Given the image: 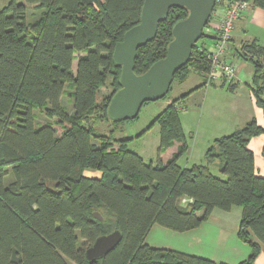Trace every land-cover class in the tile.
<instances>
[{"label": "trees", "instance_id": "16d2710c", "mask_svg": "<svg viewBox=\"0 0 264 264\" xmlns=\"http://www.w3.org/2000/svg\"><path fill=\"white\" fill-rule=\"evenodd\" d=\"M234 1L215 0L208 21L218 5ZM241 1L264 10V0ZM142 3L8 0L0 6V264H226L153 248L144 240L154 223L185 231L207 220L213 209L232 206L241 207L237 236L250 246L248 256L237 264H253L260 253L264 176L256 174L248 143L264 134V125L252 118L214 138L204 164L178 162L188 148L180 120L186 100L193 91L216 85L206 75L215 30L212 34L203 28L201 36L213 40V49L200 38L172 79L181 84L194 71L201 82L154 117L158 150L180 141L177 152L165 164L153 163L129 148L133 137H114L122 121L110 119L106 109L120 87L121 69L112 52L124 32L139 22ZM28 5L39 10L32 22L26 21ZM187 14L182 6L169 9L154 38L137 48L136 74L165 56L172 26ZM233 55L252 63L251 91L264 115V43L242 40ZM66 96L70 110L62 102ZM35 110L53 119L61 131L47 121L35 123ZM108 122L115 126L97 132V123ZM213 162H218L223 178L211 172ZM85 170L99 175L87 176ZM184 196L192 201L182 204ZM115 229L122 234L116 247L87 261L85 248Z\"/></svg>", "mask_w": 264, "mask_h": 264}, {"label": "crops", "instance_id": "0c3cea01", "mask_svg": "<svg viewBox=\"0 0 264 264\" xmlns=\"http://www.w3.org/2000/svg\"><path fill=\"white\" fill-rule=\"evenodd\" d=\"M248 9L249 11L247 13H244ZM246 10H243L241 12V14H244H240L241 16L239 17V20L241 18L247 17L248 15H251L255 11V15H257L258 21L261 20V25L264 27L263 9L249 5ZM257 12L261 13L258 14ZM241 30H244V28L241 27ZM238 31L240 32V34L237 33ZM212 32L214 33V29H212ZM232 33L233 36L231 37V45L228 48L229 51H227V56L230 59H232V57L234 56L233 49L239 47L242 40L253 39V37L244 38L242 36V32L237 27L234 31H232ZM255 39L260 42V39L256 36ZM210 41H212V39ZM203 43L208 48L209 44L205 41H203ZM200 82L201 81L195 82V86ZM177 84L178 86H180L179 83ZM215 84L217 85V83ZM216 85L214 86V89H216ZM217 86L230 94L233 99L239 97L240 101L235 102L234 112L229 120L223 119V115L218 111V108L213 106V103L209 105L208 109L212 110L218 116L220 122L211 128L210 132L203 138L200 145H198L197 143L198 134L196 131L195 133H191L190 137L193 139L192 143L189 144V142L187 141V126L185 125L184 121L186 115L189 116V113L186 114L185 111H182L180 113V120L186 136V143L188 145L187 151L178 159L179 164L183 166H187L192 163H205V150L208 148L214 138L232 133L236 129L242 127L250 119L254 118L258 125H264L263 110L255 104V100L251 91V85L245 86L241 84L238 77H236L235 80L231 83H223ZM229 86H232V89H229L231 88ZM204 88L206 87H202L193 91L187 98L186 103L188 100L191 103L193 98L197 95L196 93L198 91L201 92ZM188 89H185V87H181V89L176 94L168 97V100L157 103L159 104V112L173 98L181 95L182 93H185ZM211 92L212 90L209 92L207 91V95L211 96ZM203 96L204 95L202 94V97ZM195 128L197 131H200V127L195 126ZM157 143L155 142L156 154L153 157H150L149 161L153 163L160 162L161 164H165L167 160L170 159L175 152H177L178 147L181 144L180 141H174L171 146L161 152L158 150L159 135ZM263 145L264 134H259L252 137L248 143V147L254 155L256 174L260 176H264V156L262 155ZM129 148L132 149L130 146ZM145 149L146 148L143 147L141 152L133 149L132 150L141 155L145 160H148L142 154L143 152H145ZM212 166L215 168H219L218 162L211 163L209 165V168ZM84 173L87 176L97 177L99 175L98 173L91 170H85ZM238 207L232 206L230 210L226 211L213 209L207 220L200 223L197 227L185 231H176L154 223L150 226L145 236L144 242L153 248L173 250L184 254L205 257L216 263L222 262L226 264H237L238 262L245 259L250 252V246L237 236L238 223L241 215V208ZM253 264H264V244L262 243H260V253L258 254Z\"/></svg>", "mask_w": 264, "mask_h": 264}, {"label": "water", "instance_id": "95a60500", "mask_svg": "<svg viewBox=\"0 0 264 264\" xmlns=\"http://www.w3.org/2000/svg\"><path fill=\"white\" fill-rule=\"evenodd\" d=\"M214 3L215 0H143L139 22L124 32L112 52V59L121 70L120 87L110 97L106 109L110 119H133L143 103L158 100L167 94L175 72L187 63L193 45L201 38ZM174 6L185 7L188 14L172 26L173 38L166 47L165 56L143 73L136 74L133 68L137 48L154 38L158 23ZM93 214L98 219L102 218L98 212ZM121 238L118 229L99 235L85 248L84 258L90 262L105 256Z\"/></svg>", "mask_w": 264, "mask_h": 264}, {"label": "rangeland", "instance_id": "374dc122", "mask_svg": "<svg viewBox=\"0 0 264 264\" xmlns=\"http://www.w3.org/2000/svg\"><path fill=\"white\" fill-rule=\"evenodd\" d=\"M8 2V0H0V6L5 5ZM226 4L219 5L217 7L216 12L213 14V16L210 18V20L205 25L204 31L207 33H212V29H216L215 27L219 24L220 21L224 20L222 17L225 14V6ZM252 6L251 4H248V7ZM247 7V8H248ZM245 8L244 10H246ZM251 9V8H249ZM248 10H246L244 13H247ZM242 13V14H244ZM258 14L261 12H257ZM230 14V13H229ZM241 12L236 15V13H233L232 20H233V26L232 30L230 29L229 32H231V36H233L232 31L236 29V27L242 32V36L244 38L247 37H253L255 36L260 39V42L264 43V27L261 25V20L258 21L257 15H255V11L248 15L247 17L241 18L239 20V17ZM39 15V10L34 5H28L26 9V21L32 22L37 16ZM218 17V18H217ZM241 27L244 28V30H241ZM237 33L240 34L238 31ZM211 38L209 37H202L200 39L201 41H205L209 44L208 48L213 49L212 44L213 40L210 41ZM259 44H263L260 43ZM233 62L236 65L237 68V74L236 77L240 80V83L248 86L251 84V77H252V71H253V65L250 61L244 60L236 55L232 57ZM76 62L74 61L73 67L75 69ZM235 77V78H236ZM233 79V81L235 80ZM201 81L200 77L196 74V72L192 71L189 76L187 77V80L180 84L181 87H185V89H188L190 87L194 88L195 82ZM214 83H217V85L226 83L225 81L215 80ZM216 85V89H214V86L209 85L208 87L202 89L201 92H197L196 96L193 98V100L187 101V106L184 108V111L186 114L189 113V116L186 115L185 117V125L187 126V141L189 144L192 143L191 133H195V131L198 134L197 143L198 145L201 144L203 138L210 132L211 128L214 127L216 124L220 122V119L218 116L212 111L209 110V105L213 103L216 108H218V111L221 112L223 115L224 120H229L234 112L235 102L240 101V98L233 99L230 94H228L226 91L222 90L219 86ZM178 86L175 81L171 84V90H169L165 97H162L155 101H148L146 103H143L141 106L139 113L137 117L133 120L127 119V120H121L122 122H118L116 124V130L114 132V137H125L130 136L133 137V139L129 142V146L133 150H137L138 152L142 151V148L145 147V152H143V156L149 160L150 157H153L156 154V147L155 142H158V124L155 122L154 117L159 112V104L161 101L168 100V97L173 96V94H176L181 87ZM101 92L103 94L107 93V90L104 87H101ZM212 90V95H207V91ZM202 94L204 95L202 97ZM62 102L70 110L71 104L68 101V97H63ZM256 104V103H255ZM200 110V112H199ZM203 112V113H202ZM34 114L36 116L35 123L42 124L44 122H49L53 124L58 131H61V127L54 123L53 119H47L45 114L41 111L35 110ZM188 116V117H187ZM264 118V115H263ZM115 125L108 123H97L95 125V129L97 132H107L108 129L113 128ZM196 127H200V131L196 130ZM190 130V131H189ZM142 133V134H141ZM141 134V135H139ZM138 135V137H135ZM94 143L98 144L97 141L93 140ZM158 144V143H157ZM116 147V145H114ZM204 164V163H203ZM211 171L216 174L217 176L223 178L224 176L220 173L219 168L210 167ZM238 207V206H235ZM239 208V207H238ZM241 208V207H240Z\"/></svg>", "mask_w": 264, "mask_h": 264}, {"label": "built area", "instance_id": "2783aa9c", "mask_svg": "<svg viewBox=\"0 0 264 264\" xmlns=\"http://www.w3.org/2000/svg\"><path fill=\"white\" fill-rule=\"evenodd\" d=\"M217 1L218 3H221V0ZM247 7L248 3L241 0L234 1L226 6L225 14L222 17L224 20L220 21L215 27V33L217 32V41L214 43V49L213 51L208 52V58L210 60V67L206 73L208 79H211L212 81L219 79L220 81L231 83L236 77V65L232 59H230L227 55H224V52H226V49L231 45V32L229 31L230 29L232 30L233 26L232 14L236 13L238 16V14ZM216 10L217 8L214 10L213 14ZM180 201L182 204H186L191 202L192 199L184 196Z\"/></svg>", "mask_w": 264, "mask_h": 264}]
</instances>
